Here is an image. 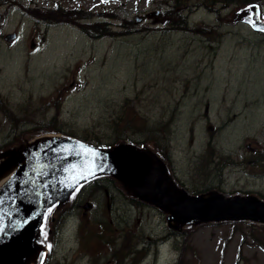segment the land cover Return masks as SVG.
Masks as SVG:
<instances>
[{"label":"rangeland","instance_id":"1","mask_svg":"<svg viewBox=\"0 0 264 264\" xmlns=\"http://www.w3.org/2000/svg\"><path fill=\"white\" fill-rule=\"evenodd\" d=\"M181 1L183 25L168 13L171 0H4L0 175L16 168L9 156L58 129L103 149L151 139L144 149L166 166L172 197L205 196L217 185L209 161L223 155L214 174L229 183L219 193L264 201L263 168L236 165L246 146L264 149V33L250 22L258 2L264 22V0ZM58 4L88 16L68 11L50 24L40 12ZM156 10L157 23L146 18ZM95 182L99 192L84 184L44 215L26 264H264V220L237 213L177 225L163 199Z\"/></svg>","mask_w":264,"mask_h":264},{"label":"water","instance_id":"2","mask_svg":"<svg viewBox=\"0 0 264 264\" xmlns=\"http://www.w3.org/2000/svg\"><path fill=\"white\" fill-rule=\"evenodd\" d=\"M160 14L156 11L146 17L157 22ZM141 19L135 18V24ZM252 21L257 30L264 29V24H258L256 13ZM14 37L15 34H9L4 39L10 42ZM89 149L96 155L92 156ZM7 164L17 167L0 190V229H3L0 231V264H23L32 250L33 238L45 210L56 201H64L77 185L98 174L126 182L140 198L149 200L147 193L158 189L159 196L167 198L166 204L179 212L168 216V222L187 225L194 220L222 221L234 219L237 213L248 215L253 221L264 220V202L251 198L240 202L219 194L169 196L165 189H159L157 166L129 144L103 150L73 139L46 138L13 153ZM93 164L92 174H88ZM89 207V204L83 205L84 210Z\"/></svg>","mask_w":264,"mask_h":264},{"label":"flooded vegetation","instance_id":"3","mask_svg":"<svg viewBox=\"0 0 264 264\" xmlns=\"http://www.w3.org/2000/svg\"><path fill=\"white\" fill-rule=\"evenodd\" d=\"M49 23H59L62 22V20H57L56 18H54V16L52 15V11L49 12ZM55 20H53V19ZM55 25H60V24H55ZM246 149L248 150L247 156H245V158H241L239 159V162H237V166L238 165H243L244 162L247 163V165L249 166H255L256 168H263L262 169V173L264 172V149H259L256 147H251L250 145L246 146ZM245 160V161H244ZM234 164L236 163L234 160L232 161ZM211 163V164H210ZM226 166V160L225 158H223V155H221V157L215 158V159H211L209 161V167L210 170L213 171V177L211 176V178H214V181L216 182L217 185H213L210 187H213V189L218 188L219 190H222L221 188L223 187L224 183L228 184L229 182H227V180H225L226 178H223L221 175H216L214 174V172H220L222 171ZM162 181L165 182L166 184H169L168 179H163L162 177ZM215 186V187H214ZM218 186V187H216ZM219 192V191H218ZM109 193L108 190H105V195L107 196V194Z\"/></svg>","mask_w":264,"mask_h":264},{"label":"trees","instance_id":"4","mask_svg":"<svg viewBox=\"0 0 264 264\" xmlns=\"http://www.w3.org/2000/svg\"><path fill=\"white\" fill-rule=\"evenodd\" d=\"M209 5H212V4H215V3H223V4H228V5H240V6H242V5H245V4H247V5H249V4H252L253 2V0H205ZM171 2H172V4H169L167 7H168V10H169V12L168 13H172L173 15H174V17L176 18L175 20H174V25H177V24H180V25H183V24H185V19H184V15H183V13H184V11L183 10H181V6L180 5H182L184 2H182L181 0H171ZM4 3V0H0V5L1 4H3ZM41 11V10H40ZM40 11H38V12H40ZM69 13H71V12H69ZM68 12H64V11H60V10H57V11H54V12H52V14H53V16H54V18L56 17V19L58 18V19H63L64 17H67V15L69 14ZM40 15L44 18V19H46V17L48 16V14H47V11H42V12H40ZM40 16V17H41ZM102 26V25H101ZM127 29H130V27H126ZM190 31V30H189ZM44 126H46V123H45V125ZM44 128H46V127H44ZM52 132H60V130H58V129H52L51 130ZM150 142L151 141V139H147V140H142V141H137V140H135V141H130L131 142V144L132 145H134L136 148H139V149H144V147H145V145H144V143L145 142ZM109 146V145H108ZM2 148V147H1ZM3 149H5V148H2V149H0V150H3ZM105 178H107V179H110L109 177H105ZM92 182H94V185L95 184H97L98 182H95V180H92V181H90L89 183H92ZM101 183H98V185H96L95 187H94V189L97 191V192H99L100 190H101Z\"/></svg>","mask_w":264,"mask_h":264},{"label":"bare ground","instance_id":"5","mask_svg":"<svg viewBox=\"0 0 264 264\" xmlns=\"http://www.w3.org/2000/svg\"><path fill=\"white\" fill-rule=\"evenodd\" d=\"M12 173H13V170L11 169L10 171L4 172V174L0 176V188L9 179Z\"/></svg>","mask_w":264,"mask_h":264},{"label":"snow or ice","instance_id":"6","mask_svg":"<svg viewBox=\"0 0 264 264\" xmlns=\"http://www.w3.org/2000/svg\"><path fill=\"white\" fill-rule=\"evenodd\" d=\"M262 30H264V29H262ZM90 153H91V155L92 156H95L96 155V153L94 152V151H92V150H88ZM95 166H94V164L92 165V167H90L89 169H88V174H92V169L94 168ZM0 231H3V229H0Z\"/></svg>","mask_w":264,"mask_h":264}]
</instances>
